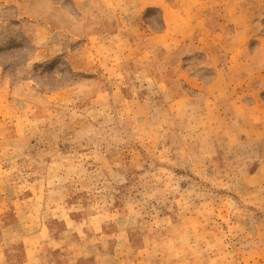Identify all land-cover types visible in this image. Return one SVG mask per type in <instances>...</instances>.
<instances>
[{
  "label": "rangeland",
  "instance_id": "1",
  "mask_svg": "<svg viewBox=\"0 0 264 264\" xmlns=\"http://www.w3.org/2000/svg\"><path fill=\"white\" fill-rule=\"evenodd\" d=\"M0 264H264V0H0Z\"/></svg>",
  "mask_w": 264,
  "mask_h": 264
}]
</instances>
